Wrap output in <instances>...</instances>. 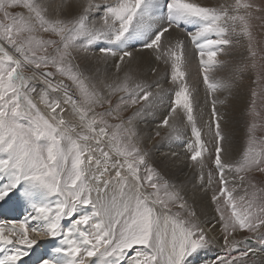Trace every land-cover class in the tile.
<instances>
[{
    "label": "snow or ice",
    "instance_id": "obj_1",
    "mask_svg": "<svg viewBox=\"0 0 264 264\" xmlns=\"http://www.w3.org/2000/svg\"><path fill=\"white\" fill-rule=\"evenodd\" d=\"M254 20L264 0H0V264H264ZM239 38L252 63L229 69ZM245 68L257 87L236 150L217 94ZM150 119L152 147L181 141L182 160H151ZM178 162L213 215L165 175Z\"/></svg>",
    "mask_w": 264,
    "mask_h": 264
},
{
    "label": "rangeland",
    "instance_id": "obj_2",
    "mask_svg": "<svg viewBox=\"0 0 264 264\" xmlns=\"http://www.w3.org/2000/svg\"><path fill=\"white\" fill-rule=\"evenodd\" d=\"M253 25H254L253 37H254V40H255L256 51H257L256 60H257L258 64H261V63H264V61L261 60V57L264 56V24H262L261 21H259V20H254L253 21ZM244 40H245V43H244L245 51H244V53L242 55L243 56L242 59L244 60V66H245V65L251 64L252 60H251V57H250V54H249V50H248V41H247V39H244ZM138 46L139 45H135L134 48H137ZM242 72L243 73L245 72V74L250 77V81H251L250 82V86L247 87L246 92H245L246 93L245 94L246 98H245L244 104H243V106H241L240 110H238L237 108H234L232 105H229V106L226 107V110H227V108L230 109V110H227V112H225L231 118L233 116L235 117V119L239 118V120L241 122V123H239L240 125L239 124L237 125L238 129H239V126H240V129L242 128V133H240L239 138H238V142H239V146H240L239 148L240 149H242L243 146H244V142H245V139H246L247 125L251 121V117H249L248 114H247L248 110H249V105L251 103V91H252L253 88L257 87L256 84L253 83V81L256 80V78H257L256 71L251 70L250 68H245L244 71H242ZM256 108H257V111H259L260 114H261V118L258 120V128H257V131H256V135L259 137V136H262V134L264 133V94H262L261 97L257 98ZM155 122L156 121L150 119V120H148V121H146L144 123H141L140 124V129H141L142 135L151 134V130L154 127ZM154 139H155V137L152 136V141ZM205 139L206 140L210 139L207 136V134L205 135ZM144 147L146 149L150 148L149 150L151 151V160L154 163H157V164L160 163V161L158 159L161 160V153H164V152H169V153L170 152H177V153H180L181 160H182L183 155H184V152H183L184 145H183V142H181V141L173 142L171 144L166 143V144H163V146H158L157 148H153L152 147V142L151 141H148V142L146 141L145 144H144ZM158 155H160V157H158ZM178 166L180 168L173 167V169L171 171L168 168H164L163 170L165 172V175L171 177L175 183H177V184H185L186 185V189L185 190L187 192V195L189 197L190 202H192V198L190 197V193H191L190 191L192 190V191L196 192L199 189H194L193 188L194 181L192 180V175L193 174H192L191 170L188 169L187 167H184L183 164L181 165L179 162H178ZM178 171H180V172L176 173ZM203 194H204V192H203ZM210 195H211V192H209L207 195H205L207 201L209 200ZM195 202H196V200H195ZM210 208H211V211L214 213V209H213V206L211 204H210Z\"/></svg>",
    "mask_w": 264,
    "mask_h": 264
},
{
    "label": "bare ground",
    "instance_id": "obj_3",
    "mask_svg": "<svg viewBox=\"0 0 264 264\" xmlns=\"http://www.w3.org/2000/svg\"><path fill=\"white\" fill-rule=\"evenodd\" d=\"M203 2L207 3V4H210V5H214V4H216L218 2V0H203ZM219 2H223V0H219ZM244 43H245V40L243 38L234 39L232 47L227 50L229 55H222L220 57L221 59H225V60L229 61V69L233 68V67H236V66H240V67L244 66V60L242 59V57H243L242 55H243V53L245 51ZM139 55L143 56L145 61L147 60V54H139ZM189 60H190V63H189V67H188V72H189L188 79H189L190 84H192V86L194 88H197V87L199 88L198 97H199L200 103L203 104V100H204L203 84H202L201 77L199 75V70L196 69V66H195V63L197 64V62H196V59H195L194 50L190 49ZM146 69H147V63H142L141 66H140V69H139V71L142 73L141 78H144L143 73L145 72ZM228 74H229V70L228 69L218 70L215 73L216 76H226ZM146 76H147V78H153V74L151 72H149V71L146 72ZM234 80H235V83H234V87H233V89L231 91V94H228V93H218L217 94L218 98L221 99V100L227 98V103L225 105H218V107H219V109H220V111L222 113H225V112H227V110H230L228 108L226 110V107L229 106V105H232L234 108H237L238 110H240L241 106H243V104H244V101H245V98H246V96H245L246 93L245 92H246L247 87L250 86V82H251L250 81V77L247 76L245 74V72L244 73L241 72V73L235 74ZM233 117L231 118L230 116H228L226 114V119L228 121V123L226 125V130L230 133V136H231V139H232V143H233V148L236 149V150H239L240 146H239L238 138H239L240 133H242V128L240 129V126H239V129H238L237 125L239 123H241V122H240L239 118L235 119V117L234 118ZM208 118H209V112L206 109L203 119L205 121H207ZM148 137L149 138L146 141L147 142L148 141L152 142L151 134H149ZM158 157H160V155H158ZM158 160L160 161V159H158ZM175 167L176 168H180L178 165L175 166ZM167 168L170 171L173 169V167H167ZM179 172L180 171H178L176 173H179ZM190 192H191L190 193V197L192 198V201L194 199L196 200L195 203H196L197 211L201 212V213H204V214H206L208 216L213 215V212L211 211V208H210V204H211L210 201H209L210 198H209V200H208L209 202H208L206 200L205 195L203 194V191H201L200 189L197 190L196 192H194L192 190Z\"/></svg>",
    "mask_w": 264,
    "mask_h": 264
}]
</instances>
